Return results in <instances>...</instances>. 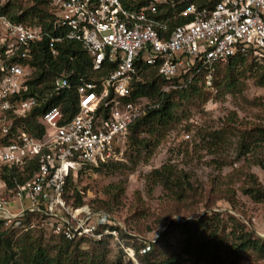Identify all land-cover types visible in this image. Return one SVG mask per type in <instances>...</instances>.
I'll use <instances>...</instances> for the list:
<instances>
[{"label":"built area","instance_id":"obj_1","mask_svg":"<svg viewBox=\"0 0 264 264\" xmlns=\"http://www.w3.org/2000/svg\"><path fill=\"white\" fill-rule=\"evenodd\" d=\"M176 3L187 6L160 17ZM54 6L50 29L0 15V164L24 169L38 162L31 178L0 197V219L7 227L100 241L117 236L120 222L111 212L69 201L71 175L88 165L121 160L132 126L160 108L171 89L182 90L199 77L212 87L219 66L234 56L264 51V0H220L203 9L193 0H54ZM189 16L191 21L172 26L178 17ZM44 39L54 56L60 53L56 43L74 40L95 70L116 66L100 84L81 79L79 109L70 119L61 106L45 108L37 117L44 132L37 136L26 118L49 97L29 94L37 70L34 47ZM139 64L157 68L166 81L158 96H135ZM71 86L70 72L64 71L50 95ZM15 200L28 204L15 213L9 209ZM147 250L149 245L142 252Z\"/></svg>","mask_w":264,"mask_h":264},{"label":"rangeland","instance_id":"obj_2","mask_svg":"<svg viewBox=\"0 0 264 264\" xmlns=\"http://www.w3.org/2000/svg\"><path fill=\"white\" fill-rule=\"evenodd\" d=\"M37 2L0 0V6L10 3L17 14L33 11L37 6L41 14H53L56 10L54 0ZM32 17L31 21L37 22L40 14ZM249 64L256 67L254 62ZM224 70V65L217 69L212 87L202 80L201 95L182 101L177 110L178 120L166 131L162 129L164 138L158 146L137 149L127 144L121 160L114 161L117 163L101 170L85 168L79 173L76 186L84 200L93 206L107 202L120 222L117 236L108 242L109 263L141 264L134 248L156 242L163 233L171 244L169 249L182 253L188 240L177 222L214 217L226 225L217 240L222 262L212 253L200 260L184 255L186 264H264V259L252 252L236 259L230 253L229 236L232 215L264 238V202H255L242 191L250 174L264 184V171L259 165L264 160V143L255 142L252 137L257 128L264 127V86L258 84L260 76L255 70L242 69L241 75H237L238 90L225 92L221 83ZM244 143L250 145L251 152L245 151ZM163 165H168L175 177L192 184L181 199L170 197L162 181L150 178L152 171ZM111 184L116 191L109 187ZM2 186L0 182V197L7 194ZM27 204L15 200L9 209L17 213ZM34 233H43L46 243H57L49 231ZM96 245L86 243L82 248L89 251L101 247Z\"/></svg>","mask_w":264,"mask_h":264},{"label":"trees","instance_id":"obj_3","mask_svg":"<svg viewBox=\"0 0 264 264\" xmlns=\"http://www.w3.org/2000/svg\"><path fill=\"white\" fill-rule=\"evenodd\" d=\"M193 1L199 9H203L214 7L220 0ZM43 2L44 0H39L37 3ZM186 6L187 3H176V6L172 8L167 6L165 13L160 17L173 16ZM15 8L10 3L0 6V15H6L15 22H25L31 25L43 24L46 29H50L56 19L54 13L49 14L44 11L41 14L42 11L39 10L38 6L33 11H26L21 14H17ZM38 14H40L39 21H31L33 19L32 16ZM48 17L52 19L47 20L46 18ZM192 18V16L178 17L171 24L172 26L184 24L191 21ZM54 35H57V32H54ZM55 46L60 50L57 56L52 54L51 44L48 39H44L34 47L35 59L32 64L37 66V70L29 80V94L37 92L42 97L49 96L47 104L43 108H39L26 118L29 131L37 136H42L44 132V128L38 122L37 117L45 108L54 105L61 106L67 119H70L79 109L77 86L81 79L100 84L102 79L116 66V64L111 63L106 64L100 70H95L89 54L82 48L80 43L74 40H69L63 44L56 43ZM251 58L254 60H251ZM250 62H254L256 67L251 66ZM223 65L225 74L221 83L225 86V92L235 93L238 90L240 80L237 75H241L242 69L244 71L255 70L260 76L257 81L258 84L264 86V51L252 50L248 56H234ZM64 71L70 72L71 89L63 91L60 95H50L54 80ZM201 81V77H199L190 86L182 90L171 89L168 91L160 108L149 111L132 126L128 144L137 149H153L158 146L164 138L162 129L166 131L169 126L178 120L177 110L182 101L193 99L199 94L201 95L202 86L200 87L199 85ZM165 83L166 81L158 74L157 68L139 64L133 83L134 94L135 96L152 95L156 97ZM144 133L148 134V136H144ZM252 137L255 142L264 143V127L257 128L255 136ZM243 148H245V151L251 152L250 145L244 143ZM111 163L115 164L117 162H100L99 164L88 165L85 168L101 170ZM259 165L264 171V160H261ZM85 168L76 174H72L68 180L67 198L75 206L90 204L84 200L82 191L76 186L78 175ZM37 169V161L27 164L24 169L0 164V180L6 184L7 192L31 178ZM152 177H154V181H162L168 191V195L175 199L184 197L185 191L192 187L189 181L185 182L175 177L168 165L154 169L150 174V178ZM114 186V184H111L109 187L115 188ZM120 190L123 192L124 189L120 188ZM242 191L250 196L253 201L264 202V184L258 180L255 174L249 175V183L242 188ZM115 195L117 197L119 193ZM93 207L111 213L113 210L107 202L106 205L100 204ZM218 216L220 215L218 214ZM220 221L219 219L217 221L214 217H208L196 221L177 222V227L181 229V232L186 235L188 240V246L182 253L169 249L171 244L167 234L163 233L156 242H145L143 245L135 247V255L141 259V264H186L184 255L189 258L197 257L200 260L203 259L205 254L211 255L212 253L219 257L218 262H222L220 249L217 247V240L220 238L221 232L226 230V225H221ZM229 223L230 253L236 259L242 258L247 252L256 254L258 259H264V238L256 235L254 230L248 229L245 224L239 222L232 215H230ZM37 230L45 232L41 228L23 230V228L7 227L4 221L0 219V264H122L121 262H108V242L112 239L111 235L100 241L90 239L68 240L62 235H55L50 232V235L55 237L57 241L56 244L51 245L45 242L46 238L43 233H34ZM193 241L195 242L193 243ZM86 243L97 244L96 246L101 247L84 251L82 246ZM148 245L150 250L142 252Z\"/></svg>","mask_w":264,"mask_h":264}]
</instances>
